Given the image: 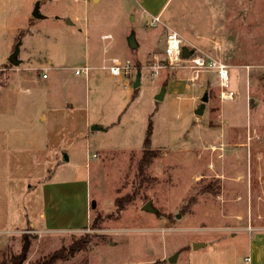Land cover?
<instances>
[{"label":"rangeland","instance_id":"1","mask_svg":"<svg viewBox=\"0 0 264 264\" xmlns=\"http://www.w3.org/2000/svg\"><path fill=\"white\" fill-rule=\"evenodd\" d=\"M170 29L228 64L234 100L214 71L168 63ZM113 57L130 67L113 75ZM244 227L264 230V0H0V264L23 234V264L74 240L57 264H248Z\"/></svg>","mask_w":264,"mask_h":264},{"label":"built area","instance_id":"2","mask_svg":"<svg viewBox=\"0 0 264 264\" xmlns=\"http://www.w3.org/2000/svg\"><path fill=\"white\" fill-rule=\"evenodd\" d=\"M158 22H160V17L154 16L152 24L156 25ZM183 46L184 40L182 35L174 29L168 30L166 33L164 49L168 63L179 66L183 65L182 63H187L186 66H189L196 72V77H198L203 70L214 71L219 81L221 100H234L237 95L231 88V73L228 64L221 59H216L204 54H190V56L184 57L182 54ZM107 67L113 75H120L124 70H127L130 67V62L122 64L120 58L113 57L111 58V64ZM89 70V66L79 67L75 69V73L87 75ZM43 77H47L46 72L43 73ZM246 259L249 260V258Z\"/></svg>","mask_w":264,"mask_h":264},{"label":"trees","instance_id":"3","mask_svg":"<svg viewBox=\"0 0 264 264\" xmlns=\"http://www.w3.org/2000/svg\"><path fill=\"white\" fill-rule=\"evenodd\" d=\"M152 134H153V121L150 119L144 140H143V152L139 160L138 168L141 176H145V169L150 165L152 160L157 157L160 153V149L152 148ZM122 198L117 199V204L121 207ZM23 243L20 252L11 256L9 262L3 261L2 264H23L28 257V253L31 248V237L28 234H23ZM87 242L83 240H74L68 246H62L52 253H49L42 259H38L34 264H57L59 260H65L69 257L74 256L75 253L80 251L86 246Z\"/></svg>","mask_w":264,"mask_h":264},{"label":"crops","instance_id":"4","mask_svg":"<svg viewBox=\"0 0 264 264\" xmlns=\"http://www.w3.org/2000/svg\"><path fill=\"white\" fill-rule=\"evenodd\" d=\"M164 48H165V42H164ZM49 62H51V61H49ZM27 69L29 70V75H33L32 74V67H28ZM55 75H57V76H54L55 79H61L62 78L60 72L56 73ZM50 77L51 76H49V74L47 73V77H44V78H50ZM17 81L23 82L24 80L21 76H18ZM15 86H16V84L14 82H12L11 87L14 88ZM175 86L176 87L178 86V82H176ZM174 90H176V88ZM44 117L47 118V114L45 113V111L42 112V118L44 119ZM79 181L84 182L86 184V189H87L88 183L83 179L75 180V182H79ZM89 200H90V195L86 191V195L84 196V199L82 200L83 201L82 203H83L84 220L79 225L80 228L84 227L86 225V223L88 222V219H89ZM53 216H54L53 212L49 216H47L46 213L44 214V218L46 219L45 220V229H42V230L59 231L56 229H52V228H54V226L50 225L51 223L49 222V219L54 218ZM49 225L52 227H49ZM70 230H74V229H70ZM75 230H77V229H75ZM64 231H66V230H64ZM243 231H245L247 233V234H245V237L247 238V242H249L248 243V249H249L248 254L245 257V258H249V260H247L248 264H264V230L257 229V230L253 231L252 228H250V227H244Z\"/></svg>","mask_w":264,"mask_h":264},{"label":"water","instance_id":"5","mask_svg":"<svg viewBox=\"0 0 264 264\" xmlns=\"http://www.w3.org/2000/svg\"><path fill=\"white\" fill-rule=\"evenodd\" d=\"M38 10H39V4L37 3L36 4V7L34 9V13L33 14H34L35 17L40 18V17H42V14H40ZM130 46L132 48H136L137 47V43H136V41H135L134 38H131L130 39ZM18 54H19V48H16L15 51L9 56V61L11 63H13V64H19L20 60L17 58V55ZM182 54H183L184 57H188V56H190L191 51L186 46H183V48H182ZM139 85H140V76L137 77L134 86L137 87ZM165 90H166V86L163 85L162 88H161V91L156 95L155 98L157 100L163 99V97L165 95ZM202 100L203 101H206L207 100V93L204 94ZM203 109H204V106L202 104L200 107L196 108L195 113L200 115V114L203 113ZM94 128H95V126H94ZM91 205H92L93 208H95V206H96L95 200H92ZM145 208L146 209H149V210L150 209H153V208H151L149 202L146 203ZM197 246H198V244H195V247H197ZM170 260L173 261L174 260V257H171Z\"/></svg>","mask_w":264,"mask_h":264}]
</instances>
